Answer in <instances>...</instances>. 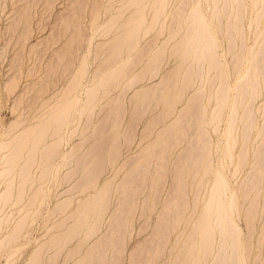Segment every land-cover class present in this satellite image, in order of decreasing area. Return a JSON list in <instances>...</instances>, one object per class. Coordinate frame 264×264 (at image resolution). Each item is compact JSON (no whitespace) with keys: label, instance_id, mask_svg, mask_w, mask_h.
Wrapping results in <instances>:
<instances>
[{"label":"bare ground","instance_id":"6f19581e","mask_svg":"<svg viewBox=\"0 0 264 264\" xmlns=\"http://www.w3.org/2000/svg\"><path fill=\"white\" fill-rule=\"evenodd\" d=\"M63 1L0 0L6 264H264V0Z\"/></svg>","mask_w":264,"mask_h":264},{"label":"rangeland","instance_id":"374dc122","mask_svg":"<svg viewBox=\"0 0 264 264\" xmlns=\"http://www.w3.org/2000/svg\"><path fill=\"white\" fill-rule=\"evenodd\" d=\"M63 2L64 1L62 0V3ZM62 3H61V0H58V2L55 4V8L59 9L60 6L62 5ZM9 11H10V9H8L4 12L2 10H0V24L1 25H4V23L7 21V15L9 13ZM34 28H35V32L29 38V41L31 44H35L37 42V38L39 36H45L47 29H48L46 27L44 30H41V29L36 30L35 24H34ZM5 40H6L5 36H0V46H1V44H4ZM8 63H9V57L8 58L7 57L6 58H0V120H1V122L3 121L4 123H9L10 121H12V119L14 117V114H13V111L11 108L12 107V99L9 98V96H7L6 91L2 88L3 79L5 78L6 74L8 73V70H9ZM222 128H224L223 124L221 125L220 129L223 130ZM46 213L47 212H45V210L42 211V213L40 214L39 219H38L39 224H38V226H36L37 228L34 227L29 232V239L30 240L32 239V241H34L40 236V234H41V227L40 226H41V223L43 222V220L47 216ZM243 221L244 220H241L239 222V225H241L242 229H245ZM0 257H1L0 264H6L5 256H0ZM18 263H19V261L16 262L15 264H18Z\"/></svg>","mask_w":264,"mask_h":264}]
</instances>
